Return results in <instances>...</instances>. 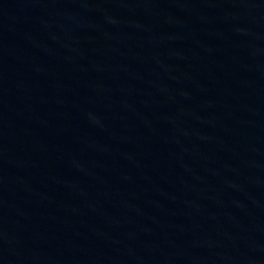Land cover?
Masks as SVG:
<instances>
[{"label": "water", "instance_id": "95a60500", "mask_svg": "<svg viewBox=\"0 0 264 264\" xmlns=\"http://www.w3.org/2000/svg\"><path fill=\"white\" fill-rule=\"evenodd\" d=\"M0 264H264V0H0Z\"/></svg>", "mask_w": 264, "mask_h": 264}]
</instances>
